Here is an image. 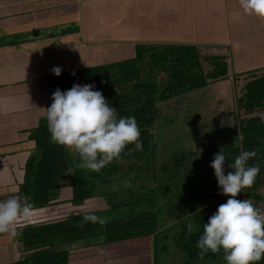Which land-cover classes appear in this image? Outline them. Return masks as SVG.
<instances>
[{
  "label": "trees",
  "instance_id": "1",
  "mask_svg": "<svg viewBox=\"0 0 264 264\" xmlns=\"http://www.w3.org/2000/svg\"><path fill=\"white\" fill-rule=\"evenodd\" d=\"M155 50L151 46L145 49L138 45L133 57L46 78L49 97L56 88L63 91L74 82L93 84L115 108L118 117H135L141 148L129 152L127 149L132 145L126 144L118 159L113 158L99 170H90L81 166L78 154L70 147L50 140L45 118L39 120L29 136L34 149L23 166V181L16 196L21 202L30 200L31 209L45 208L54 204L61 189L69 188L72 206L99 199L105 211L91 212L103 217L104 222L83 221L85 212L72 214L58 222L24 230L23 233H32L24 240L42 239L36 240L40 247H46L54 240L113 243L147 238L162 245L171 240L184 257V264L214 261L223 256L222 252L208 251L198 256L195 241L202 231L201 223L206 222L215 206L227 198L219 193L209 166L213 153L218 151L225 154L223 166L226 173L232 170L227 165L241 148L255 149L256 155L246 164L258 163L259 171L252 185L238 193L255 203L262 200L264 121L257 116L238 122L231 142L209 148L207 166L203 154L195 156L193 152L180 151L158 155L155 124L160 117L159 105L224 80L227 65L223 58L217 57L209 61L211 68L205 70L201 63H197L201 57L194 46L165 45L159 52ZM260 71L241 73L250 80L243 86V93L235 104L246 114L264 109V75L254 76ZM241 134L242 141L239 140ZM114 190L124 191L128 197L116 203L108 195ZM106 196L109 199L105 200ZM109 211L112 213L105 214ZM189 220L193 224L192 232L185 228ZM64 258V254L46 252L28 264H62ZM251 264H264V254Z\"/></svg>",
  "mask_w": 264,
  "mask_h": 264
},
{
  "label": "crops",
  "instance_id": "2",
  "mask_svg": "<svg viewBox=\"0 0 264 264\" xmlns=\"http://www.w3.org/2000/svg\"><path fill=\"white\" fill-rule=\"evenodd\" d=\"M185 21L200 23L190 34L173 30ZM164 43L207 54L205 46L216 47L230 63L226 77L229 67L235 74L264 73V20L242 14L237 0H0V200L17 195L23 181L34 149L30 133L50 104L46 78L52 66L64 68L61 74L133 57L138 45ZM70 198V189L63 188L53 205L18 218V235L0 233V264H28L46 252L64 254L62 264L147 261L153 244L147 238L54 240L46 247L38 246L42 239L24 240L32 234L23 233L28 228L98 210L92 199L75 207ZM80 242L84 246H76Z\"/></svg>",
  "mask_w": 264,
  "mask_h": 264
},
{
  "label": "clouds",
  "instance_id": "3",
  "mask_svg": "<svg viewBox=\"0 0 264 264\" xmlns=\"http://www.w3.org/2000/svg\"><path fill=\"white\" fill-rule=\"evenodd\" d=\"M242 14L264 20V0H237ZM59 66H52L53 75L60 74ZM74 74V73H70ZM51 102L45 108L46 127L53 142L70 147L78 154L81 166L99 170L113 158H119L126 144L132 147L127 151L140 150L138 139L140 130L134 116H117L100 90L93 84L73 83L61 91L59 88L50 94ZM239 140H243L241 134ZM256 155L255 149L244 150L227 165L231 171L224 172L222 151L213 153L209 166L213 170L218 191L226 195L201 223L202 231L195 241L197 255L221 251L225 264H251L264 254V211L255 207L249 199H236V194L244 187L252 185L260 165L246 162ZM31 201L9 195L0 200V233L18 235V218L27 216ZM83 221L103 223V217L86 211ZM186 231L194 230L189 220ZM17 259L21 257L17 255Z\"/></svg>",
  "mask_w": 264,
  "mask_h": 264
},
{
  "label": "rangeland",
  "instance_id": "4",
  "mask_svg": "<svg viewBox=\"0 0 264 264\" xmlns=\"http://www.w3.org/2000/svg\"><path fill=\"white\" fill-rule=\"evenodd\" d=\"M198 23L200 22L185 21L183 26L180 24L179 30H173L190 34L193 30L192 25L195 27ZM160 32L163 33L164 31ZM165 45L167 44H156L151 46V49H156L155 52H159L160 47ZM144 48L147 49L148 45L144 46ZM205 49L209 50V54L200 53V50L196 49L202 59L198 60L197 63H201L205 70H209L211 68L209 61H213L218 57V49L211 46H205ZM227 65H230V63L227 62ZM60 69L62 71L64 68L61 67ZM64 71H69V66H66ZM262 75L264 73H256L254 76ZM249 80V76L235 74L234 69L229 67V75L224 80L212 82L206 88L200 90H191L181 97L159 105L160 117L158 123L155 124V144L157 145L158 155L159 153L164 155L165 152L172 154L180 151L193 152L195 156L203 154L207 166L210 160L209 148L213 149L231 142L237 130L238 122L253 116H257L264 121V109L253 114H246L243 110H239L236 107V99L242 95V88ZM21 185L17 186L19 190ZM260 193L263 195L260 202L250 201L255 207L264 211V189H261ZM108 195L116 203L128 197L124 191L118 190H114L113 193ZM235 198L239 200L246 197L243 193H238ZM107 199L109 198L106 196L105 200ZM92 200L93 202L98 201V203L93 204L94 206L99 204L95 206V209L104 208L103 203L99 199H96L97 201L95 199ZM102 211L105 210L102 209ZM107 213L111 214L112 212L109 211L105 214ZM83 243H76V246L82 247L84 246ZM147 258V261L145 260L142 264H184V257L171 240L166 245L155 241L150 246ZM141 259L144 258L141 257ZM148 260L150 261L148 262ZM200 264H225V262L223 256H221L214 261L204 260Z\"/></svg>",
  "mask_w": 264,
  "mask_h": 264
}]
</instances>
